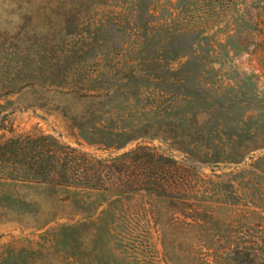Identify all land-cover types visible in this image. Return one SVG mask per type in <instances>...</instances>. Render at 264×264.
Here are the masks:
<instances>
[{
  "label": "rangeland",
  "instance_id": "1",
  "mask_svg": "<svg viewBox=\"0 0 264 264\" xmlns=\"http://www.w3.org/2000/svg\"><path fill=\"white\" fill-rule=\"evenodd\" d=\"M42 136L148 146L182 189L43 183L1 147L0 264H264V0H0V146Z\"/></svg>",
  "mask_w": 264,
  "mask_h": 264
},
{
  "label": "trees",
  "instance_id": "2",
  "mask_svg": "<svg viewBox=\"0 0 264 264\" xmlns=\"http://www.w3.org/2000/svg\"><path fill=\"white\" fill-rule=\"evenodd\" d=\"M41 138L51 139V148L47 149L45 144L26 148L19 139L8 140L0 146L7 150L9 164L19 166L17 173L43 183L115 195L144 192L150 197L166 198L182 189L179 181L182 167L172 158L154 153L148 146L138 145L112 158L110 164L105 165L101 160L91 164L84 163L89 157L87 153L60 145L51 137Z\"/></svg>",
  "mask_w": 264,
  "mask_h": 264
}]
</instances>
